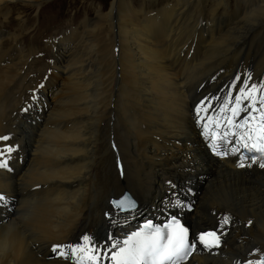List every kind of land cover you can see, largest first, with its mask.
<instances>
[{
  "label": "bare ground",
  "instance_id": "bare-ground-1",
  "mask_svg": "<svg viewBox=\"0 0 264 264\" xmlns=\"http://www.w3.org/2000/svg\"><path fill=\"white\" fill-rule=\"evenodd\" d=\"M10 1L0 0V11ZM21 1L40 6L45 0ZM200 1L186 4L193 9ZM214 1L226 11H213V22L202 25V17L182 7L154 21L121 13L122 0H114L104 19L112 46L98 27L103 19L85 22L84 35L48 69L64 70L69 81L55 98L61 109L53 107L43 121V110L29 118L25 112L27 99L40 92V70L30 56L5 58L2 35L0 138L8 139H0V161L7 160L0 168V264H74L53 253V245L106 248L135 223L169 211L180 212L194 239L208 230L221 237L211 250L197 243L185 264L264 259V159H243L232 151L239 148L234 137L220 139L230 127L223 119L232 115V104L225 109L229 97L248 77L249 86L264 85V0H241L246 6L238 0L231 15L226 0ZM9 62L16 65L12 74L2 66ZM245 65L255 68L253 75L242 76ZM236 73L241 79L234 81ZM27 150L32 159L16 176L14 157ZM205 172L213 176L197 195ZM125 192L135 207L120 212L113 200ZM224 217L229 223L221 229Z\"/></svg>",
  "mask_w": 264,
  "mask_h": 264
},
{
  "label": "rangeland",
  "instance_id": "rangeland-1",
  "mask_svg": "<svg viewBox=\"0 0 264 264\" xmlns=\"http://www.w3.org/2000/svg\"><path fill=\"white\" fill-rule=\"evenodd\" d=\"M113 1L114 0H45L39 6L35 3L15 0L8 2L0 11V39H2V35L4 34V52L2 51V53L5 58L14 59L21 56L27 58L30 56L28 59L31 57L34 58L33 69H36V71L40 70V76L38 74L36 75L38 76L37 80L39 83L37 82V85L40 88V92L33 95L34 97L32 96V98L29 97L27 99L28 102L32 100V104L29 105L25 111L27 112L28 118V112L34 110L35 113H38L40 110H43L42 116L39 119L43 121L50 110L61 109V105H56V101L64 96V93H61L64 87L61 83L65 81L67 88L69 79L67 75L63 73L64 70L63 72H54L48 69H50L52 63L61 62V59L58 58L61 52L62 54H66L65 52L71 49L73 44L79 40L81 34L84 35L86 31H83L81 26L84 25L85 22H89L87 26L89 27L91 24L93 26L94 22L96 24L99 18L104 20L107 17ZM191 2L192 0H122L121 13L136 11L141 18L149 17L153 18L155 21V18L158 19V14H160V12L177 11L178 8L182 7L184 11H195V14H193H197L200 18L202 17V21L212 23L215 17V12L213 11H226L224 10L226 5H224L223 2L218 3L214 0H202L199 4L195 3L196 6L193 9L188 7V4ZM226 2L228 3L229 14H235L238 0H226ZM239 2H241V5L243 4V6H246L243 1L239 0ZM202 5H204V8ZM217 5L221 7L217 9ZM143 11L150 13H145ZM205 14H209V20L205 18ZM187 21L190 22L189 19ZM98 27L101 29L106 46L111 47V25L108 24L107 20H104ZM259 31L260 30H257V32ZM67 32L71 33L67 36L60 37ZM50 37H52L51 41H49ZM46 60H50L49 64ZM5 64L6 67L4 68L6 71H9L11 74L14 73L16 65L9 62L4 63V65L2 64V66H5ZM254 70L255 68L251 66L249 68L245 65L242 76L245 75L244 77H246L248 71V76L253 75ZM254 79H256V77ZM253 84L254 80L250 85ZM10 90H12V86ZM31 153L30 150H27L14 157L16 176H20L29 164L32 159ZM20 158L22 159L20 160ZM212 176L211 172H205L202 175L201 184L195 187L197 195H200L206 190L207 184ZM138 201L149 205L148 201L139 199ZM193 201H195L198 206V202L196 200ZM195 202H193L194 206ZM12 208L13 205L10 210H12ZM152 214L153 213L150 215Z\"/></svg>",
  "mask_w": 264,
  "mask_h": 264
},
{
  "label": "snow or ice",
  "instance_id": "snow-or-ice-1",
  "mask_svg": "<svg viewBox=\"0 0 264 264\" xmlns=\"http://www.w3.org/2000/svg\"><path fill=\"white\" fill-rule=\"evenodd\" d=\"M260 88H264V85H261ZM258 91L256 85H252L250 88L245 85V88L240 89L238 95L230 96L226 102L225 109L229 103L232 104V107L228 109L232 115L223 117L230 127L222 131L220 139L231 142L228 138L234 137L239 148H233V152H238L240 148H243L248 153L264 155V94L257 96ZM244 101H248V103H244ZM225 109H221V111L223 112ZM200 111H207V109L198 108L197 113L199 114ZM241 112H245L246 115L237 122L234 118L240 116ZM254 113H258V116ZM200 119H204V117H200ZM208 119L211 120V117ZM253 122H256L255 127ZM204 127L207 129L208 125L205 124ZM216 128H220L219 122H216ZM233 129L244 130L237 133ZM0 139L7 140L8 137ZM250 141L251 143H249ZM13 150L9 147L6 151L11 153ZM2 155L4 152H0V156ZM247 159L255 163L257 156L251 155ZM238 166L244 167L245 165L241 161ZM259 166L264 168V163H260ZM0 168H7V160L0 161ZM3 201L4 197L0 195V202ZM113 205L123 212L132 210L135 207V202L125 197L119 201H114ZM228 223L229 218L224 217L220 226L221 229ZM83 240L89 242L90 238L84 236ZM197 243L211 250L214 247H219L220 235H217L216 231H208L198 234L196 239L190 241L189 230L173 217L171 223L165 224L163 228L153 226L149 222L143 229L130 234L122 243L113 242L108 249H105L103 245L99 247L95 245L91 247L53 245L52 252L65 259L75 257L74 264H82L85 256L90 264H103L105 260L114 262V264H184L196 250ZM113 249L115 251H112ZM78 253H85V256H78ZM248 264H252V262L249 261ZM258 264H264V260L259 261Z\"/></svg>",
  "mask_w": 264,
  "mask_h": 264
},
{
  "label": "water",
  "instance_id": "water-1",
  "mask_svg": "<svg viewBox=\"0 0 264 264\" xmlns=\"http://www.w3.org/2000/svg\"><path fill=\"white\" fill-rule=\"evenodd\" d=\"M125 197H128V198L130 199V195H129L128 193H126V194L124 195V197H122V199L125 198Z\"/></svg>",
  "mask_w": 264,
  "mask_h": 264
}]
</instances>
